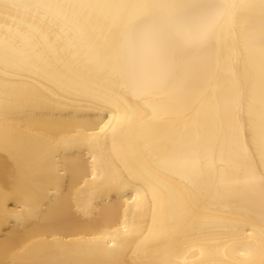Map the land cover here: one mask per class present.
<instances>
[{"label":"bare ground","instance_id":"obj_1","mask_svg":"<svg viewBox=\"0 0 264 264\" xmlns=\"http://www.w3.org/2000/svg\"><path fill=\"white\" fill-rule=\"evenodd\" d=\"M0 264H264V0H0Z\"/></svg>","mask_w":264,"mask_h":264},{"label":"snow or ice","instance_id":"obj_2","mask_svg":"<svg viewBox=\"0 0 264 264\" xmlns=\"http://www.w3.org/2000/svg\"><path fill=\"white\" fill-rule=\"evenodd\" d=\"M158 9H172L175 5H154ZM207 11L190 20L175 18L170 12H162L159 19L151 15L138 18L134 21L139 36L135 47L122 49L118 53L120 66L124 69V75L128 78V87L133 94L148 88L150 82L135 72L127 71L131 68L137 56L150 57L163 65L168 53L177 44H192L207 38L208 26L214 21L219 9L227 5L208 4L202 6Z\"/></svg>","mask_w":264,"mask_h":264}]
</instances>
